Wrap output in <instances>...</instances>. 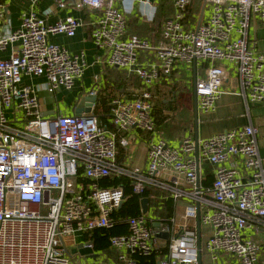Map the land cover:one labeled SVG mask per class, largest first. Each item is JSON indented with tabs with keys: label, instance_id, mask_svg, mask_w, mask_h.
Instances as JSON below:
<instances>
[{
	"label": "built area",
	"instance_id": "2783aa9c",
	"mask_svg": "<svg viewBox=\"0 0 264 264\" xmlns=\"http://www.w3.org/2000/svg\"><path fill=\"white\" fill-rule=\"evenodd\" d=\"M40 1L29 0L33 6ZM135 1L76 4L95 12L91 39L103 54L99 63L135 76L139 84L133 97L111 98L107 120L101 122L95 115L97 76L94 88L77 97L70 114L44 115L38 97L41 92H71L83 79L85 54H70L49 41L51 36L72 38L82 20L65 17L49 24L51 11L31 10L11 31L0 0V264H84L75 263L65 238L73 243L83 239L80 245L96 258H80L91 264H139L150 256L154 264H205L203 228L211 230L205 243L211 264H233L229 256L239 264H260L264 168L257 129L246 125L198 140L196 158L192 132L169 141L155 131L153 113L155 89L162 81L172 85L181 69L192 75L193 63L198 113L214 111L228 72L246 101L264 104V54L256 51L249 33L251 27H264V0H202L200 10L191 14L192 0H170L173 13L163 19L157 43L154 36L127 33L122 5ZM222 62L229 64L227 69L216 65ZM87 95L96 96L90 112L75 116L79 98ZM138 140L146 143L143 166L133 163ZM206 165L212 174L208 186ZM103 179L119 184L101 187ZM123 179L132 195L153 191L145 214L140 207L136 217L119 216L126 200ZM166 199L174 204L173 215L159 217L160 202ZM179 201L189 203L182 213ZM115 226L127 228L126 234L108 239L115 258L95 252L93 232ZM248 231L261 239H250ZM158 232L168 233V240L158 238Z\"/></svg>",
	"mask_w": 264,
	"mask_h": 264
},
{
	"label": "crops",
	"instance_id": "0c3cea01",
	"mask_svg": "<svg viewBox=\"0 0 264 264\" xmlns=\"http://www.w3.org/2000/svg\"><path fill=\"white\" fill-rule=\"evenodd\" d=\"M2 1L6 6L7 19L9 23L8 25L11 31H14L19 27L22 17L31 10L37 14H42L45 11H51V14L47 16V22L49 24H53L60 19H64L65 17H73L82 20V26L76 30V33L72 38H66L64 36L49 37L50 43L65 48L70 54H78L83 52L88 65L83 79L80 82H77L72 90L73 96L70 98H65L68 105V114L72 113V107L74 106L77 97L80 96L81 93H87L89 90L94 88L96 85L94 82L95 76L98 78L97 91H99L97 100L99 105L95 109V115L100 119L101 122H106L107 120L108 103L111 98H131L134 96L135 92H137L139 87L133 86L129 79L125 80L124 87H117L113 80L107 78V73L116 69L104 68L101 63H99L103 54L93 45L91 39V22L95 18V12L89 9H77L76 4L78 0H42L34 6L29 2V0ZM58 2H61L64 7L58 8ZM164 3H168L171 8L170 0H137L134 3H123L122 8L125 12V19L128 23V30L131 32V34L134 35L137 33V31H141L142 29L145 32L140 38H147L149 35H151L150 39L152 36H154L152 41L157 43L160 40V35L158 33L159 30L153 28L154 21L159 18L161 21L160 23H162L163 19L169 17L173 13V8L170 12L166 7H163ZM249 33L252 35V41L254 42L256 51L264 54V27L257 26L255 29L251 27ZM218 65L223 68L226 67L221 63ZM116 71L124 73L120 70ZM35 81L38 82L39 80ZM221 90L222 94L215 104L214 111L209 114L198 113V140H203L214 134L234 128L252 125L257 129L258 151L262 160V166L264 168V104H252L246 101L240 95V88L237 79H227ZM160 91L161 89L155 91V93L158 95V100L155 102L153 113L155 118L156 132H159L156 129V113H161L168 116L174 112L166 108L161 109ZM58 111L65 114V112L61 111L57 105H47L43 114L46 116H53L57 114ZM176 113L173 115L175 116ZM179 123L182 122L178 120V124ZM180 126L183 128V131L180 135L173 137L166 134L164 131L159 133H162L163 137L172 142L180 139L187 131L192 132L194 136L192 114L188 124H183ZM139 137L141 140H145L147 139L148 135L139 133ZM141 140H138L137 142L138 148L133 163L143 166L145 162L146 143ZM121 159L122 155L120 152L118 155V160ZM160 203L162 204L163 201ZM248 232H251L254 235V232ZM259 236L261 237V234H259ZM82 243L83 239H76L73 249ZM76 255L79 256L80 261H85L84 258H80L81 255L79 254H74V257Z\"/></svg>",
	"mask_w": 264,
	"mask_h": 264
},
{
	"label": "trees",
	"instance_id": "16d2710c",
	"mask_svg": "<svg viewBox=\"0 0 264 264\" xmlns=\"http://www.w3.org/2000/svg\"><path fill=\"white\" fill-rule=\"evenodd\" d=\"M202 0H192V6L189 8V13H194V12H197L198 10H200L201 8V2ZM164 6L163 7H166L170 12L172 10V5H171V8L169 6L168 3H164L163 4ZM161 21L159 20V18L154 21L153 23V28L154 29H160V23ZM126 24H127V33L129 35H133L131 34V32L128 30V23L126 21ZM130 32V33H129ZM145 31H143L141 29V31H137L136 34H134V36H137V37H141L143 36ZM198 76L199 77H202L203 76V72L202 71H199L198 72ZM107 78L113 80L117 87H124L125 86V80L129 79L131 81V84L133 86H137V80L135 79V76L133 75H126L125 73H120V72H117L116 70H112V71H109L107 73ZM135 80V82H134ZM139 87V84L138 86ZM174 87L172 85L170 86H164L163 88H161V100H160V107L161 109L163 108H166L170 111H174L171 106L169 104H166V103H170L172 101H166V102H163V99L165 98H171L172 95H174ZM173 103V102H172ZM176 112H172V114L170 115H163L161 113H156V129L159 131V132H166V134L170 135V136H177V135H180L181 132L183 131L182 129V126L180 125H183V124H188L189 122V119H191V115L190 117H187V114L183 113V118L184 120H179L181 121L182 123H179L178 124V121L177 122H173V117ZM191 113H192V110H191ZM204 171H205V176H206V179L204 181V185L208 186L211 184V181H212V174H211V168L206 165L205 168H204ZM122 182L124 183L125 185V196H126V200L125 202L122 204V207L121 209L119 210L118 214L119 216H122V217H136L137 215H139L140 211H139V208H140V205H139V202H140V199L141 198H149L150 194L153 192L151 189H146L144 191V193L141 195V196H138V195H132L131 194V189L130 187L128 186L127 184V181L125 179L122 180ZM98 184L101 186V187H112V186H117L119 184V181H108V180H100L98 182ZM163 205V208L162 210L158 213V216L159 217H163V218H167V217H170L173 215V211H174V204L172 202V200L170 199H166L163 201L162 203ZM127 233V228L125 226H115L111 229H99V230H96L93 232L92 236H91V244L93 246V250L96 251V252H102V253H105L108 257H113L115 258V254L109 249V246H108V239L110 236H113V235H119V234H126ZM154 257L153 256H150L149 258H141L139 260V264H154ZM260 264H264V252L262 254V257H261V260H260Z\"/></svg>",
	"mask_w": 264,
	"mask_h": 264
},
{
	"label": "rangeland",
	"instance_id": "374dc122",
	"mask_svg": "<svg viewBox=\"0 0 264 264\" xmlns=\"http://www.w3.org/2000/svg\"><path fill=\"white\" fill-rule=\"evenodd\" d=\"M200 1V0H199ZM202 2V1H201ZM199 11V10H198ZM197 11V12H198ZM221 64H224L226 67H224V69L228 68V63H224L222 62ZM180 65V64H178ZM217 66H219L218 64H216ZM184 68H186V66H184ZM175 77L172 78V86L175 88L174 89V95H172L171 98H165L163 99V102L166 101H172L170 103H166L169 104L171 106V108L177 112L176 115L173 117V122H177L178 120H184L183 118V113L187 114V117H190L191 110H192V75L191 73L188 74L186 73L184 70H179V72H177V75H174ZM227 78L230 80H234L236 79L233 73H229L227 75ZM40 82V81H38ZM36 81H34V83H38ZM135 82V80H134ZM138 86V83H137ZM164 86H166L165 82L162 81L160 83V85L155 89L156 91L163 88ZM73 96V91L71 92H65V91H61L55 94H49L47 92H41L39 94V102H40V107L42 112H44V110L46 109L47 105H57V107H59L61 109V111H64L65 114H68V105L66 103L65 98H70ZM84 103L83 101L78 100L77 102V107L78 106H83ZM190 121V119H189ZM128 139L132 142L135 140V135L131 134L129 135ZM52 196L54 198L57 197V193L53 192ZM189 206V203L186 201H179L177 204V210L179 211V213H182L183 210ZM46 209L44 207L41 208V214L45 215L46 214ZM148 216H151V212L148 213ZM203 231L205 232L204 236L201 238L200 242H201V250L203 253V261L205 264H211V260H210V256L207 253V251L205 250V243L208 239V237L211 235V230H209L208 228H203ZM246 235L250 237V239H261L259 234L258 235H253L251 232H246ZM65 243H66V247L68 249V251H71L74 247V243L72 241L71 238H65ZM229 262H234L233 264H239L238 260H236L233 256H229ZM75 263H78L79 260V256H75L74 257ZM82 263L84 264H91L92 261L90 259L86 260V261H82Z\"/></svg>",
	"mask_w": 264,
	"mask_h": 264
},
{
	"label": "water",
	"instance_id": "95a60500",
	"mask_svg": "<svg viewBox=\"0 0 264 264\" xmlns=\"http://www.w3.org/2000/svg\"><path fill=\"white\" fill-rule=\"evenodd\" d=\"M195 81H196V68L195 63H193L192 68V116H193V133H194V140L196 144V152L195 157L197 158V142H198V111H197V98L195 94ZM82 95V94H81ZM80 101H83V106H78L74 109V115L78 116L81 113H89L91 105L96 101V96H83L79 98ZM139 205L141 207V212L145 214L148 210V199L142 198L140 199ZM154 227H158V223L154 224ZM197 228L199 229V220L197 218ZM158 238L163 240H168V233H161L158 232L156 234ZM70 254H79L81 256H89L92 259L96 258V255L92 254V250L89 248H85L82 245H78L75 249L70 251Z\"/></svg>",
	"mask_w": 264,
	"mask_h": 264
}]
</instances>
